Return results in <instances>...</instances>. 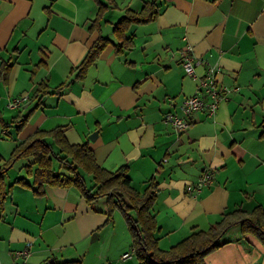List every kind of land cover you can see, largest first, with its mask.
<instances>
[{
	"label": "crops",
	"instance_id": "0c3cea01",
	"mask_svg": "<svg viewBox=\"0 0 264 264\" xmlns=\"http://www.w3.org/2000/svg\"><path fill=\"white\" fill-rule=\"evenodd\" d=\"M148 1L0 0V112L6 121L28 117L19 131L16 124L0 127V141L10 144L0 157L8 159L37 131L60 127L70 144H88L105 170L127 167L138 193L154 178L155 237L158 247L168 250L192 229L219 222L223 213L264 207V0H160L157 18L131 26L127 36L134 46L117 55L113 26ZM98 2L107 11L100 31L89 32ZM99 36L111 44L78 80L71 73ZM188 46L198 76L217 66L219 85L236 91L213 116L193 112L189 128L180 133L163 117L181 116L179 106L196 90L197 80L181 66L180 52ZM41 84L49 93L36 97ZM21 96L28 100L8 107ZM28 163L20 159L16 171L8 168L2 176L0 264H11L15 252L28 245L24 264H88L82 255L90 236L94 242L106 232L99 247L103 253L95 252L99 264L117 257L119 264H139L127 251L132 239L118 210L105 224L107 201L98 213V199L90 206L74 188L46 187L42 196L34 195L16 182L24 178L32 184L23 172ZM205 170L211 171L212 183L197 195L187 193L186 185ZM225 236L205 264H264V247L256 237L242 236L238 226ZM124 254L130 257L122 259Z\"/></svg>",
	"mask_w": 264,
	"mask_h": 264
},
{
	"label": "trees",
	"instance_id": "16d2710c",
	"mask_svg": "<svg viewBox=\"0 0 264 264\" xmlns=\"http://www.w3.org/2000/svg\"><path fill=\"white\" fill-rule=\"evenodd\" d=\"M160 0L145 2L138 12L126 11L124 16L113 26V44L117 55L129 51L134 43L127 32L133 25L146 24L154 21L159 14ZM98 12L88 27L89 32H99L107 7L99 3ZM111 41L99 36L87 51L85 57L71 74L82 80L87 70L96 62L101 52ZM4 68V67H3ZM3 77H6L3 71ZM71 81L54 89V92L66 88ZM49 93L46 85L41 84L35 92ZM27 116L6 121L0 112V127L7 128L16 124V131L26 124ZM50 140V142L48 141ZM27 159L29 163L23 167L26 177L32 179L28 185L24 178L16 182L32 188V193L42 196L46 187L74 188L90 206L99 198H105L108 205L106 212L108 224L112 212L118 210L128 227L132 239V252L139 264H205L204 258L219 249L225 242V235L231 228L238 226L241 235H253L264 247V207L257 206L246 213L241 209L223 213L219 222L210 225L206 230L192 229L191 233L168 250H161L155 237L157 224L152 213L156 201L158 184L154 178L149 179L146 190L140 194L131 185L127 167L123 166L109 172L95 161L93 151L88 144H70L60 127L48 131H37L30 140L18 145L8 159L0 157V197L2 176L8 168L19 159ZM57 165V170L55 169ZM64 170L66 173H61ZM91 177L93 184L88 186L84 175ZM55 264H81L80 261H68Z\"/></svg>",
	"mask_w": 264,
	"mask_h": 264
},
{
	"label": "built area",
	"instance_id": "2783aa9c",
	"mask_svg": "<svg viewBox=\"0 0 264 264\" xmlns=\"http://www.w3.org/2000/svg\"><path fill=\"white\" fill-rule=\"evenodd\" d=\"M129 1V0H126ZM181 66L184 73L197 80L198 84L194 94L186 98L179 106L181 116L172 113H166L163 117V122L169 124L176 132H184L190 126L189 116L193 112L204 111L208 116H213L218 110L221 101L231 92L236 89H229L219 85L217 80L218 67L208 66L201 76L195 72L196 58L188 46L180 52ZM28 100L27 96H21L12 99L8 107L17 108ZM213 181L211 171L205 170L197 178L195 182L189 183L185 187V191L192 195L199 194L204 188L208 187ZM29 256V245L25 249L15 252L14 260L11 264H24ZM129 254H124L122 259H127Z\"/></svg>",
	"mask_w": 264,
	"mask_h": 264
},
{
	"label": "rangeland",
	"instance_id": "374dc122",
	"mask_svg": "<svg viewBox=\"0 0 264 264\" xmlns=\"http://www.w3.org/2000/svg\"><path fill=\"white\" fill-rule=\"evenodd\" d=\"M9 142H6V141H0V153L3 154V152L5 153V149L9 146ZM21 160H23V158H21ZM20 159L17 160V162L15 163L16 165L12 166L9 170L10 171H16L17 170V166H18V163H19ZM22 175V172L20 171V174H18V176L20 177ZM18 177V178H19ZM84 178H85V181H86V184L88 186L92 185L93 181L92 179L90 178L89 175L85 174L84 175ZM105 204H106V199L105 198H101V199H98L95 203H94V210L98 213H101L102 212V208L105 209ZM104 205V206H103ZM120 214L119 211H117V214ZM116 214V215H117ZM118 214V219L120 220L121 222V225H123L125 227V222H124V218ZM119 221L116 222V224H119L120 223ZM107 233V232H106ZM106 233H103L102 235V238H100V240L98 241H94V242H91V236L89 238V241H88V251L86 253H84L83 258L86 262H88V264H99L98 260L96 259L95 257V252H98L99 254H102L103 253V250L100 249L99 247L102 246V244L104 243V239H106V237L108 236ZM230 233V232H229ZM228 233V234H229ZM231 234V233H230ZM224 239H226V236L223 237ZM96 247V248H95ZM129 251V253L131 254V257H132V251L131 250H127ZM115 254H111V257H114ZM115 260V261H114ZM84 261V262H85ZM120 262V258L117 257L116 259H111V261L108 263V264H119Z\"/></svg>",
	"mask_w": 264,
	"mask_h": 264
},
{
	"label": "water",
	"instance_id": "95a60500",
	"mask_svg": "<svg viewBox=\"0 0 264 264\" xmlns=\"http://www.w3.org/2000/svg\"><path fill=\"white\" fill-rule=\"evenodd\" d=\"M95 136H96V133H93V135H91V136L89 137V140L93 141L94 138H95ZM93 239H95V235L92 236L91 240H93Z\"/></svg>",
	"mask_w": 264,
	"mask_h": 264
}]
</instances>
